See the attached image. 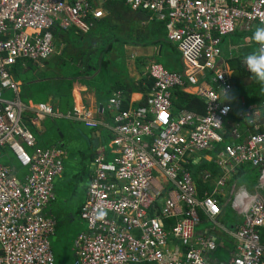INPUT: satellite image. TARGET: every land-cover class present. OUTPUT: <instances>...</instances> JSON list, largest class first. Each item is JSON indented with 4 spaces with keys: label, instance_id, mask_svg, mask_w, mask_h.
Returning a JSON list of instances; mask_svg holds the SVG:
<instances>
[{
    "label": "built area",
    "instance_id": "1",
    "mask_svg": "<svg viewBox=\"0 0 264 264\" xmlns=\"http://www.w3.org/2000/svg\"><path fill=\"white\" fill-rule=\"evenodd\" d=\"M104 1L0 0V151L8 147L29 168L19 183L0 164V264H54L49 237L56 221L39 214L54 200L55 180L63 174L67 158V152L57 147L28 152L36 138L27 122L37 126L59 113L47 103H23L11 71L26 61H47L56 53L59 31H87L89 18L102 17L95 5ZM127 3L133 10L153 11L158 20L168 19V38L177 43L183 72L150 63L143 75L154 83L146 94L142 91L141 104L123 109V91L115 90L107 105L97 109L111 121V156L98 154L92 160L82 213L88 232L80 236L74 264H212L207 256L216 251L217 243L211 236L197 235L196 227L202 221L200 212L218 226L222 211L216 198L201 197L190 166L200 160V152L227 145L220 131L233 111L234 82L222 67L221 43L241 27L264 24V0ZM189 84L207 103L203 115L173 110L174 91ZM11 90L16 98L6 99L4 94ZM65 116L92 129L100 126L86 105H77ZM214 155L224 173L216 177L217 185H223L242 165H264V135L252 134ZM155 181H161V188ZM165 186L173 189L163 197ZM263 227L264 200L256 197L234 234L237 252L224 264H264Z\"/></svg>",
    "mask_w": 264,
    "mask_h": 264
},
{
    "label": "crops",
    "instance_id": "2",
    "mask_svg": "<svg viewBox=\"0 0 264 264\" xmlns=\"http://www.w3.org/2000/svg\"><path fill=\"white\" fill-rule=\"evenodd\" d=\"M105 2L106 0L102 5H97V7H100L103 10L102 18L106 15V11L103 9ZM136 20L137 18H134L130 24L123 20L120 25L121 31H114L120 35L122 34L124 38V34L128 33V44H123L125 40H118L112 41L107 45L106 50L110 51L109 57L112 56V52H116L113 50V47L116 46V53H126L123 58L113 55L114 58L109 60H107L106 56H101L98 60L94 59V62L90 61L89 63L82 60L78 64L79 71L65 77L47 74L52 70L49 66V59L51 57L47 61L41 63L33 61L19 63L16 68L11 71L12 76H14V80L17 82L19 87L18 96L21 101L25 100V102H22L27 105L36 106L42 103H47L52 105L55 109L60 110V108H58L61 102L60 99H63L64 102V100H66L64 96L69 91L73 97V107L67 109L65 112L60 110L64 116H60V118L54 120H43L38 123L36 127L30 124L32 131H38L39 134L44 136L50 131V127L47 125L48 121L50 120L54 123L56 120H59V123L57 124L58 131H56L60 132L61 130L64 133L62 140L60 139L59 141L54 142L53 146H50L60 148L58 147L60 146V143L65 145V148L61 145V149L67 152V158L64 160V172L61 177L55 181L54 200L50 203L48 208L42 211L45 216H53L55 218L57 227L59 224L58 220L64 222L61 230L69 231L78 223V220L84 222L87 226V221L82 217V213L87 204V186L89 176H91L92 173V168H90L92 159L98 154H104V157L107 159L111 156L109 153L111 140L109 142L107 141L111 134V121L109 119V115L105 113V111L102 114L97 113L99 105H102L103 107L106 106L108 100L112 97L113 92L118 89L123 91L124 99L125 101H128V108H134L141 104L144 97L141 91V84L145 68L148 67L150 63L156 62L157 60L159 61L160 59L167 58L169 64H164L163 62L157 63L171 72H183V60L179 51L176 52V50L168 48L170 47L169 45H160L158 43L160 40L159 31H148V33H150L148 36V33L146 31H142V29L149 26H141L140 22ZM95 22L96 20L88 19L87 24H91V26L85 32L80 29H74L76 31L66 32L61 39L57 36V41L62 40L63 44L60 43L61 47H59L56 41L57 48L55 54L58 55L59 53H62V55H64L68 48V51H76V53L81 52V54L90 51V47H94L96 51L103 48V45L106 42L105 40L98 41L93 38V40L88 41L87 45L81 44L77 41L79 36H86L91 32L95 26ZM255 27L256 26L251 29L241 27L233 35L224 38L221 43L223 52L222 67L232 76L235 77L237 75V84L234 86V90L230 98L231 105L233 103L235 106H246V104L252 100L251 96L253 94L258 96L262 95L261 86L258 87L257 82L250 77L249 72L241 63L243 56L255 48V44L252 41L245 39L251 35ZM155 29L156 28L154 27V30ZM61 32L62 31H59L58 33ZM69 32L74 33V41H70L66 38V35ZM96 32L98 31H94V34ZM161 33L164 34L163 32ZM143 38H145V40L141 41ZM163 38L164 37L161 39ZM142 43L152 44L151 46L144 47L142 46ZM78 44L81 46L80 48ZM85 62L87 65L89 64L88 67L85 66ZM82 70L85 72H81ZM63 83L66 84V88L61 87V84ZM178 89L183 90V92L189 95L198 96L196 87L193 84L187 85L186 88L180 87ZM256 89L259 90L256 91ZM98 93L101 95L103 93L106 94V100L104 103L99 102ZM9 94L13 97L12 99L7 98V95ZM4 96L6 99L13 100L17 95L13 90H11L7 91ZM26 101H28V103H26ZM77 105H86L95 120L100 123V126L92 129L87 127L84 123L74 121L66 117L65 115L72 111ZM64 107L66 109L69 106L65 105ZM245 110L240 113L239 117L231 115L225 119L223 128L220 131L225 139V143L227 144L224 147L229 145L237 146L246 140L247 133L249 131L248 123H250V115L249 108ZM45 148L49 147L47 146ZM198 157L203 158L208 164L215 163V155L212 152H207L203 156L198 155ZM68 159H72L73 162L70 169H66L65 166ZM199 161L192 163L190 166L193 175H195V181L198 182L201 180L203 185L206 187L207 191H204V196L205 194H208L216 198L218 203L221 202L219 205L222 212L217 217L218 226L215 225L214 221L206 217L205 220L202 219L200 224L210 222L211 226L197 232V235L213 237L217 243V249L214 253L210 254L209 257L207 256V258L212 264H224L230 260L232 254L234 253V234H236V230L244 224L245 213L250 204L257 196L264 200V168L258 169L257 167H253L249 164L242 165L230 176H228V179L225 183H223V185H217L216 177L224 175L223 171L221 170L222 173L220 172L215 175L213 172L208 171V169H204L199 173L196 169L198 168V165L195 166V164ZM0 163L8 167L11 170L12 176H15L21 182H24L25 177L29 174V169L20 164L14 152L8 147L0 151ZM192 165H194V168H192ZM16 167H18V171ZM81 168L84 170L88 168L89 173L87 175V179H82V176L79 175V170ZM67 172L70 173L67 174ZM208 174L211 175V178L206 177ZM69 175V180L74 179L77 181L74 184V190L71 193V197H64V201L61 202V206L59 208L53 207L54 202H56L58 198L56 194V182L60 179H65V177ZM159 182L161 183V181ZM159 182L155 181L154 185L161 188L159 186ZM162 186L164 185L162 184ZM172 189L173 188L170 186H165L162 192L169 195ZM68 203L71 204L73 208L72 213L76 216L73 214H67L62 218H58L60 217L59 213L61 215L65 214L68 209ZM227 203H231L233 211L242 218V221L235 226L233 224L229 226L228 223L221 222L228 216L226 214ZM175 222L176 220L174 219L172 224ZM79 228H81V225ZM87 232L88 229H83L78 233L77 237H75L74 248L72 249V251L75 252L74 257H76L78 248L81 247L80 236L86 234ZM56 233L57 232L55 231L52 238L56 235ZM261 235L262 242L264 243V227ZM220 238L223 240V244L221 243V245H218V239ZM221 249L222 252L220 253ZM224 253H227L228 259L223 256ZM63 263H66V259L63 260Z\"/></svg>",
    "mask_w": 264,
    "mask_h": 264
},
{
    "label": "trees",
    "instance_id": "3",
    "mask_svg": "<svg viewBox=\"0 0 264 264\" xmlns=\"http://www.w3.org/2000/svg\"><path fill=\"white\" fill-rule=\"evenodd\" d=\"M103 9L106 11L105 17L96 20L94 28L91 30V32L88 35L79 36L77 38V41L80 42L81 44H84V45L88 44V41L89 40H93V38H95V40H98V41L105 40L106 42L103 45V48H101L98 51H96L97 55H98V59L101 56L102 57L106 56V57L109 58L110 51L106 50V48H107V45L109 43H111L112 41H118V40H123L124 41L125 40L123 42V44H128L129 43V42H127L128 38H129V34L128 33L124 34L125 35V38H124L122 34L120 35L119 33H116L114 31H121L120 30V25L122 24L121 21L124 20L125 22L130 24L133 21L134 18H137L136 21L140 22L141 26H149V27H144V29H142V31H159L158 33H159L160 40L158 41V43L160 45L161 44H164L165 46L169 45L170 47H168V48L176 50V52L178 51L177 43L173 42L172 40H170L168 38V33H169V31L167 29L168 19L158 20L156 13H154L153 11H148V10L140 9V8H137V9L133 10L131 8V6L127 3V0H106L105 4L103 5ZM154 27L156 28L155 30H154ZM70 31H76V30L72 29ZM94 31H98V32H96L94 34ZM111 31H113V32H111ZM161 32H163L165 35L162 34ZM149 34L150 33H148L147 35L149 36ZM56 35L58 36L59 39H61L65 35V32H61V33H58ZM162 37H164V38L161 39ZM141 41H143V39H141ZM142 44H143L142 46L147 47V46H151L152 43H142ZM102 60H103V58H102ZM90 61L94 62V58L88 56L86 62L89 63ZM86 62H85V66L88 67L89 64L87 65ZM157 62H159V61L157 60L156 63ZM14 68H16V66ZM236 78H237V75L235 77L233 76L234 86H236V84H237L236 83ZM142 83L145 84V85L141 84L142 85L141 91H143V93L146 94V92L148 90H150V88L153 86L154 80L152 78H149V77L145 76V77L142 78ZM257 85H258V87H260V85L258 83H257ZM257 90H259V89H256V91ZM64 98L66 100H64V102H63V99H60L61 102L59 104L60 106L58 107L63 112H65L67 109L73 107L72 106L73 105V97H72L70 91L67 94H65ZM251 98H252V100H250V102L247 103L246 106L245 105L238 106L236 108V110L233 109V111H235L234 114H233L235 117H239L240 113L244 112V110L247 109L249 106H251L253 108V110L254 109L259 110L262 113V115L264 116V91H262V95H260V96L253 94L251 96ZM23 102H25V100ZM172 102H173V110L175 112L181 111V110H187L189 112H195L197 114L203 115V114L206 113V110H207V103L200 96L189 95V94L183 92V90H181V89H176L174 91ZM26 103H28V101H26ZM65 105H67L69 107H67L65 109V107H64ZM127 108H128V101L124 102V104H123V109H127ZM56 110L59 113H61L60 110H58V109H56ZM28 124H27V127L28 126L30 127V128L28 127V129L34 134V136L36 138L35 147L27 149L29 153L34 152L35 149H37V148L46 151V150H49L51 148L56 147V146L49 147V148L40 147L39 146V139L41 137H43V136L41 134H39L38 131L37 132H35V130L32 131L31 130V125L32 124L31 125H30V123H28ZM248 128H249V131L247 133V137H249L252 134L253 135L254 134H264V127H260V128H258V130H256L254 128V125H251V124L248 123ZM60 133L62 135H64V133L61 130H60ZM111 138L112 137H111V134H110V137H108L107 141L109 142L111 140ZM60 139L61 138H59V140ZM223 148H224V146L222 144H217L215 146V149H214L215 151L211 150L210 152L215 154L218 151L222 150ZM207 152L208 151H204L202 153L200 152L198 155H200V154L202 155L203 153H207ZM210 152H208V153H210ZM199 159H200V161L197 164H195V166L198 165V168H196V169H197V171L199 173L202 170H204V169H208V171L213 172V174H215V175H217V174H219L221 172V169H220V167L218 166L217 163L208 164L203 158H199ZM1 165H3V164H1ZM16 168H17V171H18V167H16ZM192 168H194V165H192ZM86 169L88 170V168H86ZM86 169H85L84 174H83L84 175L83 179H87V175L89 173V170L87 172ZM90 177L91 176H89V180H90ZM194 178H195V175H194ZM89 180H88V184H89ZM196 183L198 185V189L200 191V195L203 198L204 197V191L206 192L207 189L203 185L201 180H199ZM219 204H221V202ZM200 215H201L202 219L205 220V216H204L203 212H200ZM199 225H201V224H199ZM171 226L172 225L169 222V225L167 226V229H170ZM261 237H262V235H261Z\"/></svg>",
    "mask_w": 264,
    "mask_h": 264
},
{
    "label": "rangeland",
    "instance_id": "4",
    "mask_svg": "<svg viewBox=\"0 0 264 264\" xmlns=\"http://www.w3.org/2000/svg\"><path fill=\"white\" fill-rule=\"evenodd\" d=\"M98 9H100L102 11V14H103V10L100 7H97L95 5V10H98ZM100 18H102V17H100ZM100 18H98V19H100ZM98 19H92L91 18V20H98ZM90 26H91V24H90ZM146 32L148 33V31H146ZM66 38L70 41H74L75 40L74 33L69 32L66 35ZM143 40H145V38H143ZM60 43L63 44L62 40L57 41V45L59 47H61ZM65 43H66V41H65ZM57 45H56V48H57ZM85 45H87V44H85ZM78 46H79V48L81 47L79 44H78ZM68 50H69V48L67 49V51ZM113 50L117 52L116 46L113 47ZM67 51L65 52L64 55H62V53H59L58 55L55 54L54 56H51V58L49 59V66H50V68H52V70H51V72H48L47 74L65 77V76H68L70 74H74V73L78 72L79 71L78 70L79 62H81L82 60L87 61L88 56L98 60V55H97L96 49L94 47H90V51L82 53V54H81V52L76 53V51H68V52ZM116 52H112L111 53L112 56L109 58L107 57V60L113 59L114 58L113 55H115L116 57H122V58L126 55L125 52H123V54H121L120 52L119 53H116ZM79 55H80V57H79ZM159 62H163L164 64H167V63L169 64V61L167 60V58L166 59L165 58L160 59ZM81 72H85V71L82 70ZM65 86H66L65 83L61 84V87L64 88ZM57 87H59V86H57ZM7 98L12 99L13 97L9 94V95H7ZM98 100L100 103H104L106 100V94L103 93L101 95L98 93ZM232 107H233V109L236 110L238 105L235 106L232 103ZM234 112L235 111H232L231 115H233ZM257 113H258V116L261 115V112L258 111ZM263 117L264 116L262 115L261 118H263ZM58 123H59V120H56L54 123H52L50 120L48 121L47 125L50 127V131L48 134L44 135L43 137H41L39 139V146L40 147H47V146L50 147V146L54 145V142L59 141V138H61V133L57 132L58 131L57 130V124ZM59 147L61 148V145ZM205 154L206 153H203L202 155L201 154L200 155L203 156ZM72 164H73L72 159H68V161H66V163H65L66 169H70ZM87 167H88V165H87ZM84 171L85 170L83 168H81L79 170V172H80L79 175L82 176V179L84 177V175H83ZM87 172H88V170H87ZM69 173L70 172H67V174H69ZM69 179H70V175L65 177V179H60L56 182V194H57L58 198H57V201L54 202L53 207L59 208L61 206V202L64 201V197H71V193L74 190V184L77 181L74 179L73 180H69ZM67 207H68V209L65 212V214L61 215L59 213L60 217H58V218H62L64 216H66L67 214H73L72 213L73 208H72L70 203L67 204ZM226 208H227L226 214L228 216L224 219V221H221V222L228 223L229 226L231 224H233L234 226L239 224L242 221V218L240 216H238L236 212L233 211L232 204L227 203ZM74 216H76V215H74ZM58 221H59V224H58V227L56 229L57 233L52 238V249H53L54 254L56 255L55 257L57 258L56 264H74L75 263V257H74L75 252L72 251V249L74 248V242H75L74 239H75V237H77V235L80 231H82L83 229H87V226L85 225L84 222H81L80 220H78V223L74 227H72L69 231H66V230H61L64 222H62L60 220H58ZM80 225H81V228H79ZM208 226H211L210 222H206L204 224H201L200 226L196 227L197 228L196 232H200L201 230L205 229ZM221 243L223 244V240L220 238V239H218V245H221ZM233 243H234V251L233 252L235 253V252H237V244L238 243L236 240H234ZM221 252H222V249L220 250V253ZM223 256L226 259H228L227 253H224ZM65 259H66V263H63V260H65Z\"/></svg>",
    "mask_w": 264,
    "mask_h": 264
},
{
    "label": "clouds",
    "instance_id": "5",
    "mask_svg": "<svg viewBox=\"0 0 264 264\" xmlns=\"http://www.w3.org/2000/svg\"><path fill=\"white\" fill-rule=\"evenodd\" d=\"M245 39L247 40H250L252 41L254 44H255V48L251 51H249L248 53H246L243 58H242V65L247 69V71L249 72L250 74V77L255 80L260 86H261V90L264 91V24L262 25H258L254 28L253 32L251 33V35H249L248 37H246ZM223 97H224V100L225 99H228V94L225 90H223ZM249 108V107H248ZM57 111V110H56ZM259 110H256V109H252V112H251V115H250V123L251 125H254L255 129L258 130V127H263L264 125H261L260 124V120L263 119L261 118L262 116V113L261 115L258 116V112ZM58 112V111H57ZM260 112V111H259ZM59 113V112H58ZM60 115L61 113H59L58 116H55V117H48L46 118L47 120L48 119H58L60 118ZM63 115V114H62ZM45 119V120H46ZM27 122V120L25 121ZM29 122H27L28 124ZM62 135V134H61ZM264 135V134H263ZM64 136V135H63ZM62 140V139H61ZM112 140V139H111ZM111 142V141H110ZM60 145H63L60 144ZM65 147V146H64ZM95 158V157H94ZM93 158V159H94ZM92 159V160H93ZM20 162V160H19ZM256 161H254L255 163ZM92 163V162H91ZM20 164L22 165V163L20 162ZM23 166V165H22ZM25 167V166H23ZM27 168V167H25ZM91 168H92V164H91ZM258 169H262L264 168V165L260 166V167H257ZM29 169V168H28ZM59 178V177H58ZM57 178V179H58ZM19 181V180H18ZM56 181V180H55ZM19 183H22L21 181H19ZM54 191H55V188H54ZM163 197H166L167 195L165 193H163ZM258 197V196H257ZM256 198V197H255ZM260 198V197H259ZM262 199V198H261ZM254 201V200H253ZM252 201V202H253ZM52 203V201H51ZM50 205V203L47 205L46 208H48V206ZM44 208V209H46ZM44 209L42 211H44ZM42 213V212H41ZM41 213L39 214V216L41 215ZM45 216V215H44ZM42 217V216H40ZM45 217H53V216H45ZM54 218V217H53ZM55 219V218H54ZM56 221V220H55ZM56 227H57V224H56ZM56 231V230H55ZM54 231V233H55ZM53 233V234H54ZM52 234V235H53ZM52 235L49 237V241H50V247H51V251L53 253V257H54V264L57 263V259L55 257V254L53 252V249H52V243H51V238H52ZM0 253L3 254V251L0 250ZM78 254H76V257H75V261L77 259V256Z\"/></svg>",
    "mask_w": 264,
    "mask_h": 264
},
{
    "label": "water",
    "instance_id": "6",
    "mask_svg": "<svg viewBox=\"0 0 264 264\" xmlns=\"http://www.w3.org/2000/svg\"><path fill=\"white\" fill-rule=\"evenodd\" d=\"M103 106L102 105H99V109H101ZM260 124L261 125H264V118L260 120ZM63 138V135H61V139ZM65 145H62V147H64ZM91 168V167H90ZM40 216H44V213H41Z\"/></svg>",
    "mask_w": 264,
    "mask_h": 264
}]
</instances>
